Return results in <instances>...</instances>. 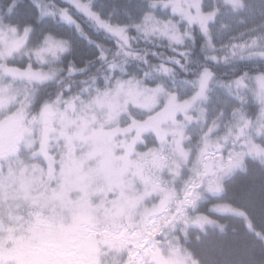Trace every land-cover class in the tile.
<instances>
[{"label":"snow or ice","instance_id":"obj_1","mask_svg":"<svg viewBox=\"0 0 264 264\" xmlns=\"http://www.w3.org/2000/svg\"><path fill=\"white\" fill-rule=\"evenodd\" d=\"M0 264H264V0H0Z\"/></svg>","mask_w":264,"mask_h":264}]
</instances>
